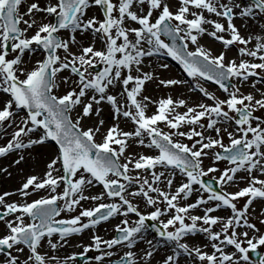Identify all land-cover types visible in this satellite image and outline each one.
Returning <instances> with one entry per match:
<instances>
[{
    "label": "snow or ice",
    "instance_id": "snow-or-ice-1",
    "mask_svg": "<svg viewBox=\"0 0 264 264\" xmlns=\"http://www.w3.org/2000/svg\"><path fill=\"white\" fill-rule=\"evenodd\" d=\"M92 9L100 15H89ZM252 27L258 32L241 34ZM205 35L223 50L205 48ZM234 46L238 58L226 59ZM34 55L40 58L29 67ZM161 55L196 81L207 102L143 94L155 79L145 60ZM200 81L217 85L224 98ZM182 83L157 81L164 88ZM258 84H264V0H0V134L8 137L0 157L16 153L13 163L20 165L25 151L55 148L43 176L30 175L16 193L0 194V264H77L90 251L99 253L97 264H154L159 242L146 238L147 221L170 246L159 264H181L182 256L185 264H264V256L253 262L249 255L264 246L249 211L254 201L264 204ZM122 119L133 129H122ZM134 145L155 154L130 152ZM238 181L245 186L227 190ZM96 185L98 193L88 191ZM16 194L23 199H7ZM33 194L38 198L29 200ZM240 198L246 199L238 207ZM137 200L152 210L142 212ZM222 209L230 214L215 215ZM114 217H121L117 235L104 239L97 226ZM85 230L90 243L61 259L58 251ZM198 235L203 246L190 245ZM140 242L147 247L136 251Z\"/></svg>",
    "mask_w": 264,
    "mask_h": 264
},
{
    "label": "bare ground",
    "instance_id": "bare-ground-1",
    "mask_svg": "<svg viewBox=\"0 0 264 264\" xmlns=\"http://www.w3.org/2000/svg\"><path fill=\"white\" fill-rule=\"evenodd\" d=\"M97 11L95 9H92L90 10L89 12V15H96ZM235 23L237 25H240V21L239 20H236ZM255 27H252V28H242L241 29V34L242 35H245L247 36L250 32L255 34L257 33L258 31L254 29ZM200 43L207 49L211 50L213 52V54H215L214 52L217 51V49H219L218 53L220 51H222V47L218 44H215L213 43L209 38L207 37H202L201 40H200ZM254 43V41H253ZM97 47H99V44H97ZM195 46H191V49H194ZM252 47V45H251ZM217 53V54H218ZM234 52L232 51H227L226 53V59H232V58H237L236 56H234L235 54H233ZM156 59V58H148L145 60V65H144V69L145 67H148L149 65H151L150 67L152 68H157V67H160V65H162V63L160 62H153V60ZM151 82V81H150ZM150 82H146L145 84V87H144V93H150L151 95L153 96H156L158 92L154 93L152 90L154 87L151 86ZM178 87H182V88H179L177 90V93L180 94V98H183L185 99L189 104H194V103H197V102H203L202 99L197 96L196 94L192 93L190 90L187 89V87H184V86H181L179 85ZM258 88H264V86L262 85H257ZM245 88V87H244ZM247 89L250 88V87H246ZM251 91H254L252 90V88H250ZM246 92L248 93L249 91L246 90ZM143 93V94H144ZM114 94V92H113ZM171 96V95H170ZM172 97V96H171ZM109 116H110V109H109V106L105 105L104 106V110H103V113H102V117L105 119V123L106 125L111 123L112 121L109 119ZM83 123V122H82ZM87 126H92V121H88L87 122ZM131 124L127 121V120H121L120 121V127L126 131H130L131 130ZM3 134H0V144L1 143V140L3 138ZM99 138V137H98ZM135 145L129 149V151H135V152H141L143 153L144 151L139 148L138 150L136 149ZM147 151V150H146ZM145 151V152H146ZM28 153V152H27ZM24 153L25 155V161L22 162V166L21 168L18 167H14L11 163H13V161L15 160V158L13 157V154L12 155H9L7 157H0V165L1 164H4L6 160L10 161L8 163V171L10 170L11 168V172H22L21 174H15L13 177H11L12 179L10 180H0V188H4L6 187V185L8 187H10V190L8 191L7 188H5V190H7V192H12V193H16V185L18 183V181L22 178V175L25 174V172L28 170V167L31 166L32 168H37L39 166L40 169L44 170L45 171V163L46 161L49 159V157L54 153V150L53 148H51V146H46L45 149H44V152H43V156L40 158V160H38V158H35V157H31L30 154L28 153ZM127 154V153H126ZM17 156V155H16ZM17 158V157H16ZM1 168V167H0ZM14 174V173H12ZM29 176V175H28ZM28 176H26L25 178H27ZM14 179V180H13ZM13 180V181H12ZM11 182L13 184V186H11L9 183ZM24 181H21L20 183V186L21 184L23 183ZM177 182H179L178 180V177H177ZM175 184V183H174ZM101 189H97L96 187H93L91 189H89L88 191L91 192L92 194H96L100 191ZM59 191V189H58ZM195 195V194H194ZM37 196V195H35ZM9 201H19V200H22L23 198L20 197L18 194L16 195H13V196H10L7 198ZM29 200L31 199H35L34 196H32L31 198H28ZM192 198H190L191 200ZM87 202V201H85ZM91 202V201H89ZM250 209H253V210H257L259 211V209H261V206H260V203H253L252 206H250ZM200 210H195L193 214H197V215H200L199 214ZM132 219L130 218V221ZM120 221V219H117L115 221H111V222H106L104 224H102L100 227H97L96 231L103 237L104 234H107L108 232H111L114 230L115 228V225L118 224ZM5 233V228H4V225L3 223L0 224V235H3ZM55 239V238H54ZM106 239V238H104ZM88 241H90V234H87V233H82L80 236H78V238H74V239H70V242L68 245H66L64 248H61L57 255L62 259L65 257V255L61 254L60 251H65V252H71V251H82V245H87L88 244ZM190 245L192 243H195L197 246H203V240H202V237L201 236H197L196 238L192 239L189 241ZM147 247L146 244H144L143 242H140L137 246V249H135L136 251H139L140 249H143ZM169 247V250L168 252H161V248L159 247L158 248V255H156L155 257V262L154 264H159V262L161 261V259L170 252V246ZM125 249L124 248H119L118 250H113V251H116L118 254L117 255H114L115 258H119V255H122L123 254V251ZM43 251V250H42ZM181 259V264H185V262L189 259H185V258H180ZM90 264H96V262H91Z\"/></svg>",
    "mask_w": 264,
    "mask_h": 264
},
{
    "label": "rangeland",
    "instance_id": "rangeland-1",
    "mask_svg": "<svg viewBox=\"0 0 264 264\" xmlns=\"http://www.w3.org/2000/svg\"><path fill=\"white\" fill-rule=\"evenodd\" d=\"M245 2H246V1H245ZM99 15H100V13L97 12V13H96V16H99ZM254 29L258 31L257 28H254ZM205 36H207V35H205ZM208 38H209L213 43H215V42L213 41L212 38H210V37H208ZM97 44H99V43H97ZM215 44H218V43H215ZM191 46H192V45L189 46L190 49H191ZM99 47H100V44H99ZM221 47H222V46H221ZM249 47H251V44L249 45ZM229 50L232 51V52H234V53H233V54H235L234 56H236V57L238 58V55H237V47H236V46L231 47ZM218 51H219V49H217V51L214 52V53L217 54ZM166 56H167V55H166ZM166 56H165V57H162V55H161V56L153 57V58H156V59L153 60L154 63H155V62H160V63H162V64H167L168 67H167L166 69H165V68H161V67H157V68L154 69V68L150 67L151 65H149L148 67H145V70H146V71H149V72H152V73H153L155 79H154L153 81H151L150 84H151L152 87H154L152 91H153L154 93H156V92H158V93H157L156 96H153V95H151L150 93H144V95H147V96L151 97L152 100H158V99H160V98H164V97H167V96H170V95H171L174 99L180 98V94L177 93V90H178L179 88H182V87L173 86V87H170V88H164V87H162V86H158V84H157V81H158L159 79H180V80L184 81V83H182L181 86L187 87L188 90H190L192 93H194V94H196L197 96H199V97L202 99L203 102H207L206 98L203 97V95H202L201 93H199V90L195 87V85H196V81H195L193 78H191V79H187V78H186V79H185V78L179 73V71H178L175 67H173V66H172V65L166 60ZM38 58H40L38 55H34L33 57H31V63H29L28 66L31 67L32 64L35 63V60L38 59ZM26 59H27V58H26ZM102 68H103V65H101V70H102ZM65 74H67V73H65ZM204 82H206V81H200V83H201L205 88H207L208 91L214 93L216 96H218V97H220V98H224L225 94H224L223 92H220L218 89H213L212 86H210V85H208V84H206V83H204ZM258 85H262V86H264V84H258ZM246 90H248L249 92H252V91L250 90V88L247 89V88L245 87V88L242 89V91H244L245 93H247ZM252 90H253V89H252ZM112 91H113L114 94H115V92H116L117 90H112ZM154 110H155V106H154V105H149L148 113L151 114ZM181 111H182V109H181ZM257 115H261L262 118H264V113H257ZM109 119H110V116H109ZM110 120H111V119H110ZM128 122H129V121H128ZM129 123H130V122H129ZM130 124H131V123H130ZM130 127H131V130H132V129H133V125L131 124ZM9 131H11V129H9ZM7 139H8V137L4 135L3 138H2V140H1V143H3V142H4L5 140H7ZM185 142H187V141H185ZM226 142H227V141H226ZM45 147H46V146H45ZM45 147H40V148H38V149H33V150L29 151L28 153L30 154L31 157H35V158H38V160H40V158L43 156V152H44ZM135 147H136L137 150H138L139 148H141V149L144 151L143 154H145V155H154V154H155V151H154V150L146 149V148H142V147H140V146H135ZM136 149H135V150H136ZM146 150H149V151H146ZM145 151H146V152H145ZM150 151H151V152H150ZM8 162H10V161H8ZM7 164H8V163H7ZM11 164L14 165L13 163H11ZM209 165H210V161H209L208 159H205V161H204V166L207 167V166H209ZM20 166H21V165H20ZM217 166L220 167V168H223V167L225 166V164H224V162H221V163H219ZM4 168L7 169V172H5V173H0V180H2V181H4V180H9V179L11 180V179H12L11 177H13L15 174H21V173H22V172H11V171H10L11 168H10V170L8 171L9 167H1L0 169H4ZM17 168H18V167H17ZM20 168H21V167H20ZM9 173H10V175H9ZM12 173H14V174H12ZM43 173H44V170L40 169L39 166H38L37 168H35V169L32 168L31 166H29V167H28V170L25 172V174L22 175L21 181H23V180L25 179V177L28 176V175H29V176H30V175L43 176ZM210 175H211V174H210ZM177 176L179 177L180 180H183V179H184V178H183L182 176H180V175H177ZM13 180H14V179H13ZM13 180H12V181H13ZM21 181H18L16 187H19V186H20V182H21ZM9 183H11V182H9ZM237 184H238V186H237V185L231 186V187H229L227 190L230 191V192H235V191L238 190V187H243V186H245V183H244L243 181H238ZM10 185L13 186L12 183H11ZM94 187H95V186H94ZM5 188H7L8 190L10 189V187H8V186L6 185V187H4V188H0V193L5 192ZM245 199H246V198H240V199L238 200V202H237V203H238V207H239V206H242V204L244 203ZM258 202H260V201H258ZM92 203H93V202H89V201H87L86 203L83 202L82 204L84 205V207H90V206H92ZM134 203H137V204L139 205V207H140V210H141L142 212H144V213L150 212V211L152 210L151 208L147 207L145 204H143V203L140 202L139 200L134 201ZM260 206H261V209L264 208V204L261 203ZM261 209H259V211H257V210H253V209L249 210L250 213H251V217H250V219H251V222H253V223L256 224L257 228H259V229L261 230V232H264V225L260 224V220H261V219H264V215L261 214ZM0 210H2V209H0ZM73 214H75V213H73ZM199 214H202V211H201V210H200ZM229 214H230V210H223V209H222V210H218V212L215 213V215H221V216H227V215H229ZM68 215H69L68 213H62V214H61V217H66V216H68ZM129 217H130V218H133L132 220L137 219V217H135L134 215H130ZM162 219H166V217H162ZM115 234H116L115 231H112V232H110L107 236H108L109 238H112L113 236H115ZM250 235H251V233H250ZM204 250H205V251H210V249H208V248H205ZM259 250L262 251V254H263V256H264V246L260 247ZM66 255H67V254H66ZM69 255H70V254H69ZM1 260H2V259H1ZM161 260H162V259H161Z\"/></svg>",
    "mask_w": 264,
    "mask_h": 264
},
{
    "label": "water",
    "instance_id": "water-1",
    "mask_svg": "<svg viewBox=\"0 0 264 264\" xmlns=\"http://www.w3.org/2000/svg\"><path fill=\"white\" fill-rule=\"evenodd\" d=\"M168 42H170V41H168ZM176 62V61H175ZM177 63V62H176ZM179 65V64H178ZM180 66V65H179ZM181 67V66H180ZM182 68V67H181Z\"/></svg>",
    "mask_w": 264,
    "mask_h": 264
}]
</instances>
